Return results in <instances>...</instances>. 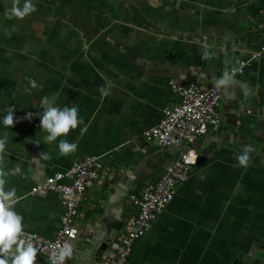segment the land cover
<instances>
[{
    "label": "crops",
    "instance_id": "obj_1",
    "mask_svg": "<svg viewBox=\"0 0 264 264\" xmlns=\"http://www.w3.org/2000/svg\"><path fill=\"white\" fill-rule=\"evenodd\" d=\"M33 3L35 12L9 20L4 13L11 0H0V120L14 108L16 121L11 129L0 124V139L7 136L5 171L13 173L6 190L16 189L24 232L53 240L65 207L58 193L40 187L75 161L100 157L104 169L88 184L68 261L88 264L96 255L90 248L94 232L107 229L102 221L116 236L112 244L119 241L137 213L130 195L157 183L186 149L148 146L142 138L178 102L172 83L209 88L225 68H239L237 60L260 52L264 0ZM205 50L211 59L201 58ZM234 81L232 88H220V128L193 145L198 160L188 179L133 243L128 264H251L264 257V52ZM245 84L253 93L247 99ZM101 88L110 94L103 96ZM46 96L56 97L60 107L79 108L81 123L66 137L78 149L69 156L58 155L59 140L43 143L40 101ZM235 103L234 135L228 121ZM244 147L251 149L246 168L234 159ZM43 152L51 158L43 159ZM112 244L97 264H112Z\"/></svg>",
    "mask_w": 264,
    "mask_h": 264
},
{
    "label": "built area",
    "instance_id": "obj_2",
    "mask_svg": "<svg viewBox=\"0 0 264 264\" xmlns=\"http://www.w3.org/2000/svg\"><path fill=\"white\" fill-rule=\"evenodd\" d=\"M263 52L264 46L260 52L253 54L250 60L243 61L239 66L241 70L236 75L243 74L245 67L253 59L259 58ZM171 86L178 102L167 108L160 123L144 131L142 138L148 146L175 148L182 145L186 149L157 183L148 185L140 194L130 195V203L137 209V213L127 219L124 235L112 244L115 252L111 259L112 264H128L133 243L146 235L157 217L173 201L179 184L188 179L192 167L198 160L193 145L205 136L210 128L219 129L221 126L217 112L223 100L220 89H216L215 86L204 88L194 83L181 82H173ZM103 169L104 164L100 157H87L75 161L67 171L49 177L40 187L42 190L60 195L65 207L62 228L53 240L36 233H24L25 238L41 250L38 253L45 256L51 264L49 255L53 250L52 245L59 246L66 242L72 244V241L80 236L77 218L88 184L100 179ZM69 260L67 259L65 264Z\"/></svg>",
    "mask_w": 264,
    "mask_h": 264
},
{
    "label": "clouds",
    "instance_id": "obj_3",
    "mask_svg": "<svg viewBox=\"0 0 264 264\" xmlns=\"http://www.w3.org/2000/svg\"><path fill=\"white\" fill-rule=\"evenodd\" d=\"M35 11L33 0H24L23 6H21V0H11V6L5 10L4 15L9 20H23ZM201 58L209 60L212 57L205 50ZM237 63L242 65L243 61L237 60ZM240 70V68H232L229 71L228 68H225L221 73V78L215 80L216 89H220L222 86L224 88H232L235 83L234 77ZM30 84L32 88L37 87L35 80H31ZM100 92L103 96L110 94L104 88H101ZM241 92L245 99L253 94L247 84L242 86ZM40 106L43 110L40 115V129L45 134L42 137L43 143L52 144L59 140L58 155L62 157L75 153L78 149V144L69 142L66 137L81 123L78 117V106L65 105L60 107L56 103V97L47 96L40 101ZM14 112V108L7 109V114L0 120V124L7 129L13 128L16 122ZM26 118L31 119L32 114L28 113ZM6 142L7 136L0 139V264H36L38 251L41 250L25 238L23 217L14 207L16 189L12 187L6 190V185L9 182L8 178L13 174L10 169L5 171L4 152ZM250 152L251 149L245 147L235 154L234 159L237 161L238 166L244 168L249 166L251 160ZM41 156L45 160L51 158L45 152L41 153ZM188 159L190 160L191 158ZM51 248L53 250L50 251L49 256L52 264H65L67 259L73 257L74 249L70 243L66 242L59 246L52 245Z\"/></svg>",
    "mask_w": 264,
    "mask_h": 264
},
{
    "label": "water",
    "instance_id": "obj_4",
    "mask_svg": "<svg viewBox=\"0 0 264 264\" xmlns=\"http://www.w3.org/2000/svg\"><path fill=\"white\" fill-rule=\"evenodd\" d=\"M215 80L210 82V85H209L210 87L213 85ZM237 114H238L237 103H235L233 113L230 116L231 120L228 121L229 123L232 124V125H230L229 129H230L231 133L234 135L236 134V128H237ZM102 223H103V225H106L107 229L105 230V229L101 228L99 230H96L97 232H94V239L91 241L90 248L91 249L93 248V250L96 249V255L94 258L89 260L88 264L99 263L100 259H102L104 257L105 251H107L109 249V246L112 244L113 240L116 237L114 235H111L112 232L110 233V226L107 224V222L102 221ZM105 231L107 232L106 237H104ZM98 244H99V246L97 247ZM260 252H262V251H260ZM253 262L256 264H264V257L262 259H259V260L257 259L255 261H252V263ZM36 264H51V263L47 260V258L45 256L38 253L37 258H36Z\"/></svg>",
    "mask_w": 264,
    "mask_h": 264
},
{
    "label": "trees",
    "instance_id": "obj_5",
    "mask_svg": "<svg viewBox=\"0 0 264 264\" xmlns=\"http://www.w3.org/2000/svg\"><path fill=\"white\" fill-rule=\"evenodd\" d=\"M245 122H246V120H242V126H244ZM242 129L245 130L244 127H242Z\"/></svg>",
    "mask_w": 264,
    "mask_h": 264
}]
</instances>
